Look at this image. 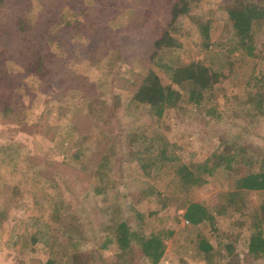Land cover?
Returning <instances> with one entry per match:
<instances>
[{"label":"rangeland","instance_id":"374dc122","mask_svg":"<svg viewBox=\"0 0 264 264\" xmlns=\"http://www.w3.org/2000/svg\"><path fill=\"white\" fill-rule=\"evenodd\" d=\"M109 3L117 5L119 1ZM257 3L264 4V0H190L191 15L179 18L178 29L169 36L161 55L177 63L200 60L221 71L222 77L214 89L204 91L206 103H194L183 90L181 100L162 118L152 116L148 104L134 91L115 86L118 75L126 72L124 65L114 63L108 55L80 56L73 67L86 74L93 85L107 78L106 85L118 94L120 105L119 121L94 124L89 131L78 133L71 118L75 111L72 99L63 102L67 110L61 115L46 112L52 103L48 93L38 88L35 72L12 64L16 71L13 74L19 77L20 73L19 79L26 80L20 87V108L26 116L10 120L0 111V264H23L21 259L29 256L43 260L56 257L58 264H84L90 255V264H108L93 250L117 218L128 220L144 233L173 230L157 264H264V254L257 257L248 250L264 190H242L231 197L230 193L238 190L237 174L221 161L212 174H202L204 180L198 183L186 180L178 170L185 163L199 171L198 163L214 151L230 150L238 153L234 167H264V109L253 102L257 85L255 78L247 74L250 65L241 64L240 71L234 72L237 68L226 52L230 26L224 19L229 7L252 9ZM28 8L23 18L26 26L39 13V2L28 0ZM130 13L127 9L108 15L104 30L90 31L91 40L102 37L105 30L107 34L110 30L119 32V27L128 23ZM94 19L102 25V18ZM208 19L212 21V36L207 43L200 24ZM81 32L79 39L72 38L76 49L87 40L86 27ZM127 37L136 42L135 33L129 31ZM57 39H48L54 51L59 46ZM259 41L262 51L255 74H264V26L259 30ZM94 48L98 47L93 46L92 51ZM130 69L147 71L141 60H135ZM156 137L169 141L168 151L176 154V159L146 162L150 155L146 145ZM111 141L117 142L115 148L110 146ZM43 154L62 161L67 175L74 180L71 188L59 184L69 206L57 212L46 202L41 184L45 179L41 171L46 165L31 159ZM92 155H98V160L106 155L112 159L103 178L114 180L101 192L94 188L103 181L102 175L96 170L88 177L81 169V157ZM191 200L208 205L215 212V223L188 222L184 204ZM262 226L264 232V222ZM41 231L46 234L43 236ZM34 232L39 235L36 242L31 239ZM200 235L213 243V249L204 252L197 247ZM116 250L112 244L101 252L112 262ZM135 264L151 263L137 251Z\"/></svg>","mask_w":264,"mask_h":264},{"label":"trees","instance_id":"16d2710c","mask_svg":"<svg viewBox=\"0 0 264 264\" xmlns=\"http://www.w3.org/2000/svg\"><path fill=\"white\" fill-rule=\"evenodd\" d=\"M37 1L40 6L39 13L31 25L26 26L23 18L29 9L28 0H0V111L10 120L26 116L20 108V87L26 80L19 79L22 77L20 73L19 77L13 74V71H16L12 64L26 68L29 73L35 72L38 88L48 93L52 103L47 105L46 112L61 115L67 110L63 102L68 98L72 99L75 111L71 118L78 133L89 131L94 124L119 121L120 105L118 94L112 86L106 85L107 78L93 85L86 74L73 67V62L80 56L108 55L114 63L120 62L124 65L125 73H130L118 75V85H114L127 88L134 91L136 96H141L142 101L148 104L151 115L156 118H162L170 107L178 104L183 90L188 91L189 99L194 103H206L204 91L214 89L216 83L221 80L222 72L205 62L191 60L187 63H177L161 55L169 36L178 29L179 18L182 15H191L190 0H115L119 1L117 5L110 4L111 0H95L93 3H76L73 0ZM127 9L131 10L128 23L119 27V32L110 30L107 34L105 30L102 37L96 41L91 40L90 31L102 30L103 25H107L108 15H117ZM96 16L103 19L102 25L96 22ZM224 19L230 26L226 52L233 58L237 68L234 72L240 71L245 63L250 65L247 74L255 78L254 84L257 85L253 102L263 110L264 74H255V66L262 51L259 30L264 26V4L257 3L252 9L239 5L229 7ZM211 26L210 19L200 24L203 40L207 43L212 36ZM65 27L67 28L64 31ZM83 27L87 29L84 34V39L87 40L76 49L72 38L79 39ZM129 31L137 36L136 42L127 37ZM51 37L59 40L56 51L48 43ZM95 45L98 48L92 51ZM135 60H141L145 64V73L130 69ZM240 77L244 78L245 74ZM46 103L48 104V101ZM151 143L155 144H147L145 149L150 152L147 163L177 158L176 154L168 151L170 143L166 139L156 137ZM115 144L116 141L110 142L112 148H115ZM218 152L214 151L211 156L198 163L199 171H194L185 163L178 170L186 180L198 183L204 180L202 174H212L221 161L225 168L232 169L237 174L238 190L232 191L231 197L242 190H264V167L258 170L251 167H234V161L238 159L237 150ZM97 156H82L81 169L88 177L96 170L98 175H102L103 181L94 188L96 192H101L113 183V177L103 178L106 175L105 168L110 166L112 159L106 155L98 160L95 159ZM129 158L133 159V156ZM31 159L42 161L46 165L41 171L45 178L41 184L50 208L57 212L68 207V201L59 184L63 182L65 188H71L70 184L74 180L67 175L63 162L50 159L46 154L41 157L32 156ZM184 207V217L188 222L198 224L209 220L215 223V212L204 202L191 200L186 202ZM221 209L218 208L219 211ZM263 222L264 200L255 215L248 242L249 253L257 257L264 254ZM41 232L43 236L46 234ZM172 234V229L144 233L132 226L128 220L117 218L114 225L105 229L103 240L93 252L108 264H135L136 252L139 251V255L151 264H157L166 251V240ZM31 239L36 242L39 239L38 232L32 233ZM112 244L116 245L117 250L115 259L110 262L101 249H106ZM197 247L208 252L214 245L206 236L200 235ZM21 260L23 264H58L57 258L52 256L45 260L33 256L23 257ZM91 262L90 255L84 264Z\"/></svg>","mask_w":264,"mask_h":264}]
</instances>
